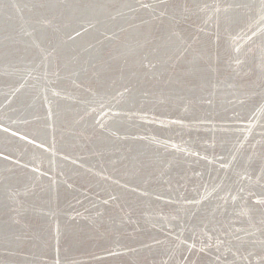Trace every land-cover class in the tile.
I'll list each match as a JSON object with an SVG mask.
<instances>
[{"label":"rangeland","instance_id":"rangeland-1","mask_svg":"<svg viewBox=\"0 0 264 264\" xmlns=\"http://www.w3.org/2000/svg\"><path fill=\"white\" fill-rule=\"evenodd\" d=\"M0 264H264V0H0Z\"/></svg>","mask_w":264,"mask_h":264},{"label":"bare ground","instance_id":"bare-ground-1","mask_svg":"<svg viewBox=\"0 0 264 264\" xmlns=\"http://www.w3.org/2000/svg\"><path fill=\"white\" fill-rule=\"evenodd\" d=\"M113 119V118H112ZM48 261V260H47Z\"/></svg>","mask_w":264,"mask_h":264}]
</instances>
